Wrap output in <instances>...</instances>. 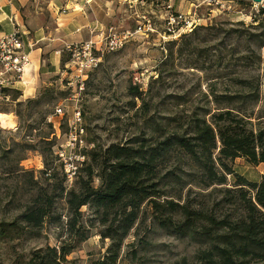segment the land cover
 I'll use <instances>...</instances> for the list:
<instances>
[{"label": "rangeland", "instance_id": "374dc122", "mask_svg": "<svg viewBox=\"0 0 264 264\" xmlns=\"http://www.w3.org/2000/svg\"><path fill=\"white\" fill-rule=\"evenodd\" d=\"M180 13L182 21L173 22L172 17ZM106 25L120 32L141 29L120 48L103 54L100 66L90 73L77 97L76 80L67 83L70 71L66 60L70 55L65 47L57 54V69L50 64L48 53L43 54L45 66L34 97H0V112L10 114L15 121L13 127L0 125V223L17 219L39 186L50 193L60 191L65 172L61 151L73 159L77 155L85 157L79 161L76 175L63 181L70 188L86 177L93 151L97 153L112 143L158 137L176 126L182 131L192 116L228 106L253 111L254 123L264 119V0L126 1L119 3L113 20ZM136 90L142 92V98L135 97ZM218 95H247V102L236 98L231 104L228 101L232 100ZM58 106L64 109L62 115L56 114ZM76 107L82 111L84 134L83 143L71 153L68 123ZM168 117L177 119L170 121ZM179 125L185 126L181 129ZM175 163L173 158L167 165ZM231 164L251 180L264 175V163L252 164L237 157ZM45 168L57 173L58 188L41 176L40 170ZM99 183L96 178L95 184ZM233 183L234 176L229 174L228 186ZM166 189L170 191L171 186ZM188 197L194 203L203 200L212 206L220 195L212 192V187L202 189L190 183L183 186L180 199ZM55 207L64 220L65 199L58 197ZM100 228L97 224L91 236L67 255L64 264H87L91 257H102L111 240L100 235ZM61 233L57 224L43 227L34 237L28 232L17 237L11 231L4 232L0 235V264H27L34 249L59 245ZM139 233L145 237L146 230ZM138 237L132 234L126 239L119 263L199 264L196 254L201 247L188 237L157 226L148 230L145 248L138 245ZM131 242H135L133 246L128 244ZM133 249L136 255L131 254Z\"/></svg>", "mask_w": 264, "mask_h": 264}, {"label": "trees", "instance_id": "16d2710c", "mask_svg": "<svg viewBox=\"0 0 264 264\" xmlns=\"http://www.w3.org/2000/svg\"><path fill=\"white\" fill-rule=\"evenodd\" d=\"M8 91L12 99L22 94L18 89ZM133 94L142 98L138 90ZM216 97L232 100L231 104L236 98L247 102V95ZM253 117L254 112L244 107L206 110L202 116H192L185 128L179 125L182 131L176 126L158 137L112 143L93 151L86 177L67 188L63 171L60 191L50 193L39 186L17 219L0 223V235L11 231L14 237L26 232L34 237L43 227L57 224L62 228L60 244L34 249L27 264H64L98 224L100 235L111 242L102 257H91L87 264H123L119 261L126 239L139 236L137 243L145 248L148 230L157 226L197 242L199 264H264V175L251 180L231 164L237 157L264 163V119L254 123ZM173 158L176 163L168 167ZM40 173L58 188L56 172L45 168ZM229 174L234 176L232 186H228ZM190 183L202 189L212 187L220 197L212 206L203 200L194 203L190 197L181 201L183 186ZM58 197L66 202L64 220L56 213ZM141 229L146 230L145 237L140 236ZM131 254L136 255V249Z\"/></svg>", "mask_w": 264, "mask_h": 264}, {"label": "crops", "instance_id": "0c3cea01", "mask_svg": "<svg viewBox=\"0 0 264 264\" xmlns=\"http://www.w3.org/2000/svg\"><path fill=\"white\" fill-rule=\"evenodd\" d=\"M126 1L139 0H0V35L12 32L17 25L28 32L25 49L31 62L23 81L15 87L22 93L19 98L36 95L45 66L44 53H48L53 68H59L58 51L89 37L99 40L119 3Z\"/></svg>", "mask_w": 264, "mask_h": 264}, {"label": "built area", "instance_id": "2783aa9c", "mask_svg": "<svg viewBox=\"0 0 264 264\" xmlns=\"http://www.w3.org/2000/svg\"><path fill=\"white\" fill-rule=\"evenodd\" d=\"M182 19L183 15L181 13L172 17L173 22L182 21ZM138 29H141V27L139 26L135 31L127 29L120 32L115 26H109L99 40L87 39L66 44L65 50L70 55L66 64L70 71V79L67 83L71 85L76 80L75 97L84 90L90 73L100 66L103 54L120 48ZM27 34L28 32L17 25L12 32L0 35V97L4 100L11 99L8 90L14 89L19 82L23 81L24 73L31 62L30 54L25 49V36ZM63 113V107L58 106L56 114L62 115ZM68 124L67 146L72 153L83 143L84 126L81 109L75 108L73 117ZM59 154L64 161L67 177L72 179L80 166L79 161H84V155H77L73 159L70 156L66 157L65 151H61Z\"/></svg>", "mask_w": 264, "mask_h": 264}, {"label": "bare ground", "instance_id": "6f19581e", "mask_svg": "<svg viewBox=\"0 0 264 264\" xmlns=\"http://www.w3.org/2000/svg\"><path fill=\"white\" fill-rule=\"evenodd\" d=\"M14 124V118L10 114L0 112V125L3 127H13Z\"/></svg>", "mask_w": 264, "mask_h": 264}, {"label": "water", "instance_id": "95a60500", "mask_svg": "<svg viewBox=\"0 0 264 264\" xmlns=\"http://www.w3.org/2000/svg\"><path fill=\"white\" fill-rule=\"evenodd\" d=\"M257 1H261V0H257Z\"/></svg>", "mask_w": 264, "mask_h": 264}]
</instances>
